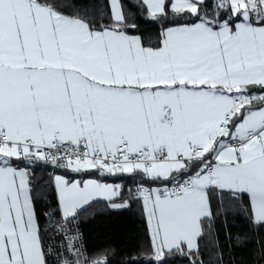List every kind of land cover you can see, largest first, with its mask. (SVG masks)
Listing matches in <instances>:
<instances>
[{
	"label": "snow or ice",
	"instance_id": "6c2138e0",
	"mask_svg": "<svg viewBox=\"0 0 264 264\" xmlns=\"http://www.w3.org/2000/svg\"><path fill=\"white\" fill-rule=\"evenodd\" d=\"M98 199L140 206L127 264L264 235V0H0V264H110L77 224Z\"/></svg>",
	"mask_w": 264,
	"mask_h": 264
},
{
	"label": "trees",
	"instance_id": "16d2710c",
	"mask_svg": "<svg viewBox=\"0 0 264 264\" xmlns=\"http://www.w3.org/2000/svg\"><path fill=\"white\" fill-rule=\"evenodd\" d=\"M147 27L142 25V28ZM155 32V29L152 30ZM49 168H37L34 172L33 186L37 196L38 210L46 211V204L55 206L53 189L50 184ZM113 183L119 182L112 179ZM131 186V185H129ZM87 253L91 257L107 256L110 264H127L130 257L143 259L140 250L146 246V223L141 216L140 206L133 204L130 209L112 210L105 201L92 202L88 211L78 219ZM219 237L216 249L213 250L206 237L201 245V258L220 259L221 264H256L260 257L261 243L264 235H249L248 239L237 241V236L249 230L243 219L229 217L227 225L221 220L214 225ZM231 234V240L228 234ZM171 264H190L184 257H171Z\"/></svg>",
	"mask_w": 264,
	"mask_h": 264
},
{
	"label": "built area",
	"instance_id": "2783aa9c",
	"mask_svg": "<svg viewBox=\"0 0 264 264\" xmlns=\"http://www.w3.org/2000/svg\"><path fill=\"white\" fill-rule=\"evenodd\" d=\"M49 170H50V176L52 177L54 174H57L58 172L54 169H52L51 167H49ZM168 187H171V185H167ZM77 224L79 226V222L77 221ZM79 232L81 234V241H82V245H83V251H84V254L85 256L89 257V258H95V257H91L88 253H87V249H86V246H85V243H84V239H83V235H82V232H81V229L79 227Z\"/></svg>",
	"mask_w": 264,
	"mask_h": 264
},
{
	"label": "crops",
	"instance_id": "0c3cea01",
	"mask_svg": "<svg viewBox=\"0 0 264 264\" xmlns=\"http://www.w3.org/2000/svg\"><path fill=\"white\" fill-rule=\"evenodd\" d=\"M50 171V170H49ZM57 174H60L59 172L57 173ZM49 177H50V180H51V176H50V174H49ZM84 179H89V178H95V177H90V176H84L83 177ZM105 182H108V183H113V181H112V178H108ZM164 186H167V185H163V184H154V185H151V187H164ZM53 192H54V190H53ZM96 201H103V200H100V199H98V200H96ZM93 202H95V201H93Z\"/></svg>",
	"mask_w": 264,
	"mask_h": 264
}]
</instances>
